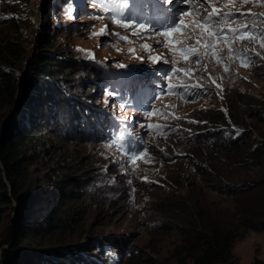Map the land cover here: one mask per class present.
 <instances>
[{"label":"rangeland","instance_id":"rangeland-1","mask_svg":"<svg viewBox=\"0 0 264 264\" xmlns=\"http://www.w3.org/2000/svg\"><path fill=\"white\" fill-rule=\"evenodd\" d=\"M259 5H264V0H0V9L8 16L4 22L0 19V48L10 45L0 52V67L15 73L19 80L7 117L21 105L31 118L41 115L36 120L38 131L34 137L52 143L48 150L53 156L50 160L59 159L89 173L86 198L78 205L83 213L73 217L83 222L81 230L106 239V255H102L100 264H126L150 258L173 261L181 235L173 224L165 226L169 220V212L163 209L165 203L185 202L196 195L222 207L230 205L227 198L202 186L191 162L195 151H190L187 142L199 128L211 127L203 118L205 112L227 116L228 107L245 98L264 105V48L258 39L236 41L237 48L253 50L247 54L251 65L241 67L239 60L234 59L231 70L225 72L223 65L209 62L208 72L215 84L207 78L198 79L208 75L203 64L198 67L195 57L183 59L180 48L194 47L189 35L201 44L209 42L203 28L189 33L183 28H194L213 9L236 15L235 22L212 23L211 28H239L251 25L253 19L257 21V31L264 28V23H260L264 15H239L264 14V6ZM178 24L181 30L171 32ZM165 32L169 35H161ZM44 38H53L60 56L69 61L56 60L54 51L41 50ZM230 38L231 33L224 40ZM175 41L182 43L177 45ZM215 45L213 50L218 55H228L224 42L217 40ZM199 51L203 60V49ZM42 55H49L63 70L54 80L55 99L53 94L49 97L51 85L47 97L42 91L47 84L39 88L26 84L29 79L36 80L37 73L31 74V69ZM62 63L66 66L61 67ZM192 70H196L195 75ZM185 72L191 79L186 78ZM87 78L96 81L84 82ZM177 84H187L188 89L174 87ZM201 84L202 87L197 86ZM84 92L93 97L92 103L85 102L92 111L80 117L75 108L86 99L80 95ZM33 94L41 96V100L48 99V106L45 102L44 108L33 112L38 104L36 98L32 99ZM239 110L242 112L241 107ZM72 113L77 114L73 121L67 117L61 120L62 114ZM55 119L61 122L58 129ZM250 122L255 125L253 128L264 132V123ZM38 123L53 130H41ZM226 127L238 129L230 123ZM258 134L252 130L253 136L259 138ZM28 153H33V149ZM43 155L49 157L45 152ZM31 159L33 176L48 186L42 178L48 169L34 155ZM53 166L56 167L54 162ZM16 205L12 200L13 209L1 208L0 248L14 234ZM55 233L58 235V229ZM77 242H87L86 236ZM41 246L27 247L26 252L43 254ZM254 258L264 259V230L238 233L229 264H252ZM62 261L51 259L46 264ZM34 264L39 263L35 260Z\"/></svg>","mask_w":264,"mask_h":264},{"label":"trees","instance_id":"trees-1","mask_svg":"<svg viewBox=\"0 0 264 264\" xmlns=\"http://www.w3.org/2000/svg\"><path fill=\"white\" fill-rule=\"evenodd\" d=\"M6 20L1 19L2 22ZM4 47L10 48V45H3L0 52H3ZM46 49L57 54L56 60L69 61L60 56L62 54L53 38L41 41V50ZM35 61L31 74L37 73V81L29 79L27 86L39 88L47 84L42 89L47 96L51 85L52 93L49 97L52 98L53 94L55 99L57 94L53 87L54 80H58L55 78H59L63 70L56 67L49 55H42ZM65 66L61 64V67ZM91 74L97 76L94 71ZM87 81L92 83L96 80H84ZM18 82L15 73L5 70L4 66L0 67V170L3 172V176L0 172V212L5 206L13 209L12 200L17 202L14 209V234L11 233V237L8 236L0 248V264H34L35 260L39 264H46L51 259L60 258L63 261L58 264H100L102 255H106V239L90 230H81L83 222L79 217H73L83 213L78 205L84 203L86 198L85 187L90 179L89 173L81 168L75 169V165L65 164L59 159L50 160L53 156L48 150L53 146L52 143L48 139L41 140L38 137L36 140L34 137L38 131L35 125L41 115L31 118L29 112L21 110V105L15 114L7 121L4 120L16 98ZM80 95L86 98L82 103L78 102L81 107L75 108L81 117L92 111L91 106L85 102L92 103L93 97L89 92ZM35 98L38 104L33 112L44 108L45 102L48 106V99L44 101L41 96L33 94L32 99ZM256 103L245 98L238 105L228 107L227 116L220 112L203 113V118L209 121L211 127L199 128L192 134L191 141L187 142L190 151H195L191 153V162L202 186L219 197L227 198L230 205L222 207L215 204V201L206 202L196 195L185 202L179 200L163 204V209L169 212L165 226L173 224L181 235V242L174 250L173 261L150 258L130 260L126 264H229L238 233L264 230V132L260 128H253L255 125L250 122L254 120L264 123V105ZM77 114H62L61 120L67 117L73 121ZM55 120L58 124L55 129H58L61 122ZM228 123L238 129H226ZM38 125L41 130H53L47 125ZM252 130L258 131L260 137L253 136ZM30 148L33 153H28ZM44 152L49 157L43 155ZM31 154L48 169L42 177L48 186L33 176L35 167H30V160L33 161ZM44 161L48 163L44 165ZM62 167L69 171H64ZM76 227L80 228L77 232L73 231ZM57 229L58 235L55 233ZM74 232L75 237L72 235ZM83 236H86L87 242L78 243L77 239L81 240ZM55 243H58L56 247ZM40 244V251L45 253L35 256L26 252L27 247ZM252 264H264V259L254 258Z\"/></svg>","mask_w":264,"mask_h":264},{"label":"snow or ice","instance_id":"snow-or-ice-1","mask_svg":"<svg viewBox=\"0 0 264 264\" xmlns=\"http://www.w3.org/2000/svg\"><path fill=\"white\" fill-rule=\"evenodd\" d=\"M247 2V0H245ZM205 3H207V0H205ZM259 6H264V5H259ZM199 15V11L196 13ZM235 13H228V12H217L215 9H213L212 12L208 13L206 16H204L203 20L201 21L200 24H197L194 28L189 29L187 26L183 28V31L185 33L189 32H199L202 28L205 30L207 36L209 37V42L207 44H201L200 40H193L191 36L189 35L188 39L189 41L194 45L193 48L191 49H185V48H180V52L182 55V58L187 60L191 57H195V63L199 67L201 64H203L205 73H208V75L205 77L204 75H200L198 77L199 80H203L207 78L210 83L215 84L216 81L215 79L211 76V74L208 72V64L209 62H213L215 64H221L224 66V71L228 72L231 70V62L235 60H239L240 66L241 67H249L251 65V60L248 57V52L253 51L251 49H240L235 46V42L239 40H244L247 39L249 41H254V40H259L260 41V46L264 48V28H260L258 31L255 29V25L257 21L253 19L252 24L248 25L245 24L239 28H228V29H223V28H211L210 24L212 23H233ZM241 16H251L253 18L264 15V14H257V13H239ZM115 19V17H113ZM260 23H264V20H261ZM130 26V25H129ZM181 30V26L178 24L176 25L175 28L171 29V32L179 31ZM231 33V38L230 40H224V38L228 37V34ZM161 35L167 36L169 35V32L162 33ZM221 40L222 42L225 43L228 55H218L213 49L216 47L215 41ZM177 45L181 44L182 42L180 41H175ZM199 49H203V56L204 59L201 60V52ZM223 51V49L221 50ZM256 55H259L257 52ZM177 71H184V70H177ZM192 74H196V70H192ZM185 76L188 79H191V76L188 75L187 72H185ZM198 87H202L201 85H197ZM173 87V86H170ZM174 87L177 88H182L184 90L188 89L187 84H177ZM177 95H180V93H176ZM181 98H183L181 96ZM157 128L160 126L157 125ZM137 157H133V160H135Z\"/></svg>","mask_w":264,"mask_h":264},{"label":"clouds","instance_id":"clouds-1","mask_svg":"<svg viewBox=\"0 0 264 264\" xmlns=\"http://www.w3.org/2000/svg\"><path fill=\"white\" fill-rule=\"evenodd\" d=\"M8 18L7 14H5L3 11L0 9V19H5ZM10 18V17H9ZM17 203V202H16Z\"/></svg>","mask_w":264,"mask_h":264},{"label":"water","instance_id":"water-1","mask_svg":"<svg viewBox=\"0 0 264 264\" xmlns=\"http://www.w3.org/2000/svg\"><path fill=\"white\" fill-rule=\"evenodd\" d=\"M43 1L46 2L47 0H43ZM20 82H21V84H22V81H20ZM15 112H16V111H14V112H12L11 114H9L8 117H6L4 120L7 121L8 118H9L11 115L15 114Z\"/></svg>","mask_w":264,"mask_h":264}]
</instances>
